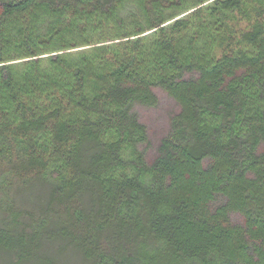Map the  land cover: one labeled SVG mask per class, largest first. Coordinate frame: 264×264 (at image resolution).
Listing matches in <instances>:
<instances>
[{
	"label": "trees",
	"instance_id": "16d2710c",
	"mask_svg": "<svg viewBox=\"0 0 264 264\" xmlns=\"http://www.w3.org/2000/svg\"><path fill=\"white\" fill-rule=\"evenodd\" d=\"M0 264H264V0H0Z\"/></svg>",
	"mask_w": 264,
	"mask_h": 264
},
{
	"label": "rangeland",
	"instance_id": "374dc122",
	"mask_svg": "<svg viewBox=\"0 0 264 264\" xmlns=\"http://www.w3.org/2000/svg\"><path fill=\"white\" fill-rule=\"evenodd\" d=\"M160 97H161V99H162V96H161V95H160ZM153 128L155 129L154 132H155L156 134H158V133H159L160 125H159V124L153 125Z\"/></svg>",
	"mask_w": 264,
	"mask_h": 264
}]
</instances>
